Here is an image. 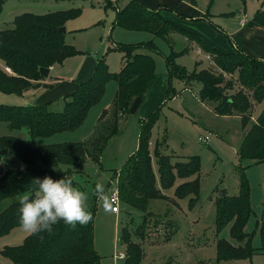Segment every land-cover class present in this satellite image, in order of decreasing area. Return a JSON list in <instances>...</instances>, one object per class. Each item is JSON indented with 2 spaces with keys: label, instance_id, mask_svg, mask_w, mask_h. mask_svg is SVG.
<instances>
[{
  "label": "trees",
  "instance_id": "16d2710c",
  "mask_svg": "<svg viewBox=\"0 0 264 264\" xmlns=\"http://www.w3.org/2000/svg\"><path fill=\"white\" fill-rule=\"evenodd\" d=\"M5 1L0 0V14ZM192 3L196 4V0H192ZM108 4L112 5L110 0H107ZM81 13V8L44 14L25 12L15 17L12 28L1 29L0 58L11 72L0 67V91L22 95L35 85L34 81L43 78L40 74L41 67H51L62 63L69 56L78 54L80 51L66 42V32L60 28ZM114 25L128 30L147 31L165 38L171 31L180 30L190 40L197 42L204 52L212 56L221 72L195 69L188 74L180 66L182 73H179V65L174 61V52L166 59L168 72L170 78L178 76L188 81H201L200 98L202 101L214 102L215 113L240 115L242 124L246 127L252 116L253 103L264 102V60L253 58L239 48L229 53L221 52L198 35L173 23L161 11L150 9L138 0H129L117 11ZM249 25L264 27V8L255 12L249 20ZM142 48L157 53V46L151 40L130 44L116 42L110 50L124 54L121 70L112 72L102 56L91 77L80 82L70 94L62 111L49 110L45 104L0 103V122H7L11 130L26 129L30 135L28 139L15 135L0 136V151L7 149L8 155L23 164L21 168L10 167L0 176V203L6 199L12 200L4 209H0V238L19 227L18 198L22 192L35 189L33 181L36 178L43 179L48 176L54 180L71 179L76 187L73 166L83 164L89 159L101 163L109 140L120 132L119 114L129 113L136 97L140 96L144 101L156 78L155 59L149 53L138 52ZM225 74H237L241 88L234 93H228V90L234 89V82L227 81L222 85ZM112 80L118 84L113 101L101 115L88 139L50 144L37 142L38 138L78 129L85 122L90 109L101 102L106 86ZM169 92L170 89L168 94ZM159 116L160 110L157 109L147 120L141 119L137 150L117 172L120 199L143 211L145 218L151 200L166 198L162 189L173 187L178 178L198 177L201 169L199 156L173 162L170 155L162 152V145L158 142L154 150L158 171L156 174L150 140L152 128ZM237 153L240 161L264 163V107L256 121L247 129ZM1 157L5 156L0 155ZM245 168L241 163L238 166L239 193L228 197L225 194L223 198L216 200V232L220 233L231 223V237L239 242V245L235 246L225 238L219 239L218 262L252 258L256 252L252 244V234L245 231L253 213L250 184ZM196 177L175 187V195L178 198L190 196V205H194L200 191V181ZM96 210L95 203L91 208L93 218L84 226L77 224L73 229L60 221L53 226L52 235L46 232L39 234L44 236L43 243L40 242L39 235H28L20 245L5 246L1 254L9 258L12 264H99L100 255L94 245ZM260 239L259 249L264 253V217L260 225ZM120 240L125 244L128 255L125 263L140 264L143 249L126 232V228H123ZM0 264L6 263L0 261Z\"/></svg>",
  "mask_w": 264,
  "mask_h": 264
},
{
  "label": "rangeland",
  "instance_id": "374dc122",
  "mask_svg": "<svg viewBox=\"0 0 264 264\" xmlns=\"http://www.w3.org/2000/svg\"><path fill=\"white\" fill-rule=\"evenodd\" d=\"M187 7L188 9L180 10L178 13L167 11L170 16L167 18L198 35L219 51L229 53L233 52V42L228 33L230 35L234 33L233 27L240 23L241 18H251L258 9H263L264 0H245V2L243 0H196L194 5L192 0H188ZM70 8H81L82 13L80 17L68 20L66 23H69V26L72 20L82 21L100 13L103 17L100 20L99 29H102L103 26L108 25L113 15L112 20L116 18L115 9L106 6L103 1L99 3L95 0L92 5H89L87 0H6L0 14V26L3 29L12 28L14 15L25 12L44 14ZM66 34L70 37L69 33ZM150 39L157 46V53L152 55L156 62V78L151 94L147 95L136 113L119 114L120 132L109 140L101 163L89 159L81 164L82 166L77 167V164L72 167L73 177L77 182L76 187L88 194L89 209L91 210L95 203L97 206L94 216V245L100 255L99 264H126L125 259L128 256L126 246L120 240L123 228H126V232L143 249L140 264H264V253L259 249L261 246L260 225L264 217V163L239 159L237 150L245 133L242 131V118L241 120L229 119L217 115L214 112L215 103L202 101L200 98L202 82L196 79L188 81L178 76L170 78L166 63L167 57L174 52L176 54L174 61L179 65L177 66L179 73H182L181 67L188 74L195 69L197 71L209 69L214 73H220L213 59L209 60L207 53L198 43L190 40L180 30L171 31L165 38L152 35L150 32L126 30L120 26H116L113 33H104L103 40L108 47L102 56L107 63H110V70L118 72L121 70L123 53L110 50L112 42L130 44L143 42L141 40L146 42ZM235 49L237 50L234 47ZM149 51L141 49L144 53ZM224 77L225 81L222 85H225L227 81L234 82V89L228 90V93H234L241 88L237 81V74H225ZM115 87L116 82L110 81L106 86L104 97L95 107L99 108L111 102ZM0 103L18 105L11 101H0ZM157 109L160 110V116L152 128L150 140L152 163L156 174L158 171L154 150L159 142L162 145V152L170 155L173 162L186 161L191 156H199L201 160L199 176L188 179L178 178L173 187L162 189L166 198L151 200L146 218L143 211L121 199L118 212L113 211L112 207L109 211H105L102 201L94 193L95 185L103 184L109 196L110 191L118 187L119 173L117 172L137 150L141 119L147 120ZM262 109L263 103L254 102L251 111L253 117L257 119ZM4 125H7V122L0 123V130L5 127ZM86 125L76 132L59 135H70L73 139L69 140L80 141L78 138L82 136L81 133L86 129ZM248 125L250 127L252 123L249 122ZM8 132L11 135H21L18 130L9 129ZM200 136H209V141L201 142ZM61 137L39 138L38 143L58 141ZM5 157L10 167L21 168L20 161H14L10 155ZM240 163L246 166L245 172L250 184V200L253 209L245 231L252 234V244L256 252L252 258L226 259L218 262L217 241L219 239L225 238L231 244L239 245V242L231 237V223L220 233L216 232V200L223 198V191L227 197L239 193L238 166ZM61 167L64 166L61 165ZM195 177L199 178L200 191L194 205H190V196L178 198L175 195V187L185 180H194ZM11 201V199L2 201L0 209H4ZM28 235L19 226L1 237L0 261L12 264L9 258L1 254V250L7 245L22 244ZM121 253L125 254V258L120 257Z\"/></svg>",
  "mask_w": 264,
  "mask_h": 264
},
{
  "label": "crops",
  "instance_id": "0c3cea01",
  "mask_svg": "<svg viewBox=\"0 0 264 264\" xmlns=\"http://www.w3.org/2000/svg\"><path fill=\"white\" fill-rule=\"evenodd\" d=\"M87 1L89 2V5H92V3H94L95 0H87ZM96 1H98L99 3L103 1V4L107 5V0H96ZM138 1H140L150 9L161 11V13L164 14L166 17H170L167 11L178 13L180 10L182 11L183 9H188L187 7L188 0H138ZM110 2L112 3V5L108 4L107 6L113 7L115 9V12L117 13V11L120 8L124 7L129 2V0H110ZM74 4L78 5V3L76 2H74ZM10 14L8 16H10ZM16 16L17 15H14V19ZM102 17L103 16H101L100 13H97L96 15H92L89 18L83 19L82 21L72 20L71 26H69V23H66L65 26L66 33L70 34L69 35L70 37H68L67 34L65 35L66 42L74 45L80 52L78 54L66 58L62 63H56L53 66H51L48 77L46 78L43 77L41 80L34 81L35 85L30 89L26 90L22 95H18V97H13L16 94H6L0 91V101L2 102L11 101V103H17L18 105L45 104L49 110L62 111L65 107L66 101L70 96V94L77 88L80 82L85 81L91 77V75L95 70L98 60L106 52L108 45L106 44V41L103 40V35L105 32L113 33V30L116 26L114 25V20L110 18L108 21V25L103 26L102 29H99L100 20ZM251 18L250 17H247L245 19L241 18L240 23L237 24L235 27H233L234 33H232L231 35L228 33V36L232 39L233 42L232 51H234V47L239 48L245 54L253 58L264 60V27L249 25V20ZM14 19H13V23H14ZM110 20L112 21L111 24H110ZM1 29L3 28H1L0 26V30ZM131 31H137V30H131ZM115 43L116 41H113L112 46ZM138 52H141V49L138 50ZM149 54L154 55L155 52L149 51ZM208 55L209 54H207V57ZM122 57L123 60H122V65L120 64L121 65L120 69L124 64V54ZM108 65L110 68V63H108ZM0 67L3 69H7L4 61L1 58H0ZM154 83L155 82H153L152 87L148 93L149 95L151 94L150 92L153 88ZM117 88H118V84L116 82L115 93L117 91ZM175 97H173V99ZM112 101L113 99L111 100V102H108L104 106L99 108L93 106L90 109L85 122L75 131L59 132L57 134H54L53 136H50L53 138L54 136H62L60 139H58V141L54 140L53 142L42 143V144L60 143L63 141L66 142L78 141V140H69V139H73L72 136L70 135H59V134L76 132L81 128H84L83 126L87 124L86 129H84V131H82L81 133L82 136L78 138L80 139V141L84 140L89 135H92L101 115L110 107ZM262 103L264 107V102ZM220 116L222 118H229V119L236 118L241 120L240 115H220ZM255 121H256V117L254 118L252 114L250 124ZM4 126L5 127H2V129L0 130V136L11 135L8 132V130L10 129L8 124ZM248 127L249 125L244 127L242 124V131L246 133ZM18 131L21 133V135L18 136L15 135V136L22 139L29 138L30 135L28 130L21 129ZM243 136L241 139H243ZM13 160L17 161L16 159ZM78 166H82V165L78 164L77 167ZM20 167H23L22 163Z\"/></svg>",
  "mask_w": 264,
  "mask_h": 264
},
{
  "label": "clouds",
  "instance_id": "9594fccd",
  "mask_svg": "<svg viewBox=\"0 0 264 264\" xmlns=\"http://www.w3.org/2000/svg\"><path fill=\"white\" fill-rule=\"evenodd\" d=\"M35 189L22 192L18 198V223L29 235L46 232L53 234V226L63 221L75 228L77 224H88L93 214L88 207V194L75 187L71 179H56L45 176L36 178ZM95 195L102 201L105 211L112 207L111 197L105 192L103 184L94 187ZM40 242L44 236L39 235Z\"/></svg>",
  "mask_w": 264,
  "mask_h": 264
},
{
  "label": "built area",
  "instance_id": "2783aa9c",
  "mask_svg": "<svg viewBox=\"0 0 264 264\" xmlns=\"http://www.w3.org/2000/svg\"><path fill=\"white\" fill-rule=\"evenodd\" d=\"M208 58L211 59V56L208 55ZM7 70L11 72V70L7 67ZM199 140L201 142H208L209 141V136H200ZM10 168V163L5 159V157L0 158V176L4 174L8 169ZM110 197H111V202L113 204L112 209L115 212L119 211V201H120V191L119 188L116 187L110 191ZM121 258H125V254L121 253L120 254Z\"/></svg>",
  "mask_w": 264,
  "mask_h": 264
},
{
  "label": "water",
  "instance_id": "95a60500",
  "mask_svg": "<svg viewBox=\"0 0 264 264\" xmlns=\"http://www.w3.org/2000/svg\"><path fill=\"white\" fill-rule=\"evenodd\" d=\"M61 31L66 32V27L62 26ZM50 73V67H41L40 68V74L42 75V77L46 78L49 76ZM143 101V98L138 96L136 97V99L133 101L130 109H129V113L134 114L137 112V110L139 109L141 103ZM0 155L1 156H7L8 155V150L4 149L0 151ZM222 195H225V191L222 192Z\"/></svg>",
  "mask_w": 264,
  "mask_h": 264
}]
</instances>
